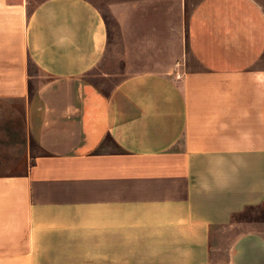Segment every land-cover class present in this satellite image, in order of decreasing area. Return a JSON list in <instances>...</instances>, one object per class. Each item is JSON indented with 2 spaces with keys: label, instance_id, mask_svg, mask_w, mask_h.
I'll return each mask as SVG.
<instances>
[{
  "label": "crops",
  "instance_id": "1",
  "mask_svg": "<svg viewBox=\"0 0 264 264\" xmlns=\"http://www.w3.org/2000/svg\"><path fill=\"white\" fill-rule=\"evenodd\" d=\"M32 2L0 0V264H264V0H178L181 79L110 90L93 0Z\"/></svg>",
  "mask_w": 264,
  "mask_h": 264
},
{
  "label": "rangeland",
  "instance_id": "2",
  "mask_svg": "<svg viewBox=\"0 0 264 264\" xmlns=\"http://www.w3.org/2000/svg\"><path fill=\"white\" fill-rule=\"evenodd\" d=\"M38 1L41 0H33L31 8L35 7ZM197 1L199 0H189V9ZM93 2L107 19L110 41L105 57L90 73L89 80L91 82L106 90H110L124 77L145 71H170L176 78L181 79L188 67V63L191 62V57H188L185 29L183 28L182 32L179 30V16L177 17L179 10L178 3L176 4L178 0H93ZM162 11L164 22L166 21V23H163L165 26H162V28H166L168 32L167 35H159V37L170 42L169 48L171 46L177 47L181 41L183 53L169 49L167 56L162 57L159 55V51H152L145 44L149 42L150 36H148L149 32L144 29L148 28V24L144 25L143 14H147V16L153 14V16L158 17L160 16L159 12ZM138 16L142 18H137ZM137 21L140 22L137 23ZM152 26L154 27L153 24ZM136 30H139V32H136ZM173 30L174 32H172ZM159 37L153 36V39ZM154 58L158 60H154ZM175 61L177 62L174 66H167V63ZM159 62H162L163 64L161 65L164 66H159L157 64ZM32 70L35 77L39 76L41 81L43 74L38 72L35 67H32ZM35 153L36 150H34Z\"/></svg>",
  "mask_w": 264,
  "mask_h": 264
}]
</instances>
